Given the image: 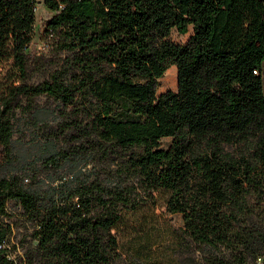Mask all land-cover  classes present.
I'll return each mask as SVG.
<instances>
[{
    "label": "trees",
    "instance_id": "1",
    "mask_svg": "<svg viewBox=\"0 0 264 264\" xmlns=\"http://www.w3.org/2000/svg\"><path fill=\"white\" fill-rule=\"evenodd\" d=\"M34 3L0 0V163L15 110L36 118L45 96L40 160L69 173L42 189L0 175V264L8 200L31 225V264H112L116 227L158 193L188 243L219 250L211 264L264 261V0H43L51 55L28 48ZM170 65L176 88L156 94Z\"/></svg>",
    "mask_w": 264,
    "mask_h": 264
},
{
    "label": "rangeland",
    "instance_id": "2",
    "mask_svg": "<svg viewBox=\"0 0 264 264\" xmlns=\"http://www.w3.org/2000/svg\"><path fill=\"white\" fill-rule=\"evenodd\" d=\"M34 4V26L28 48L33 54L51 55L52 49L46 44L49 39L42 34L43 22L51 11L43 0H35ZM189 33L190 27L185 33L172 29L168 38L174 43H183ZM41 76L42 72L37 70L32 73L31 81H37ZM175 88L176 70L170 65L158 78L156 94ZM36 102L39 108L36 118L23 109L15 110L11 135L13 158L10 162L0 163V175L20 174L26 186L42 189L55 184L60 177L65 178L69 166L63 164L52 168L42 165L40 157L47 152L44 133L53 126L56 111L55 101L50 97L39 96ZM168 141L167 137L161 138V145L166 146ZM163 199L162 193H158L155 205H140L125 214L115 229L119 257L112 264H211L209 259L220 255L219 250L188 243L181 234L180 213L167 211ZM1 221L8 225L3 243L10 259L8 264H31V225L16 201H7ZM248 264H264V261L249 257Z\"/></svg>",
    "mask_w": 264,
    "mask_h": 264
}]
</instances>
